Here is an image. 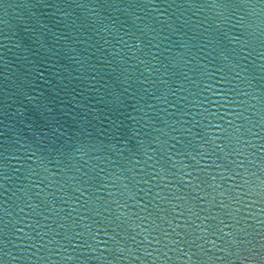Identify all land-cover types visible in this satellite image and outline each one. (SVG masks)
<instances>
[{"label":"water","instance_id":"water-1","mask_svg":"<svg viewBox=\"0 0 264 264\" xmlns=\"http://www.w3.org/2000/svg\"><path fill=\"white\" fill-rule=\"evenodd\" d=\"M0 264H264V0H0Z\"/></svg>","mask_w":264,"mask_h":264}]
</instances>
